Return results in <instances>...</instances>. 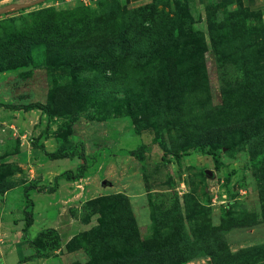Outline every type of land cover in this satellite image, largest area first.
<instances>
[{
  "label": "rangeland",
  "instance_id": "rangeland-1",
  "mask_svg": "<svg viewBox=\"0 0 264 264\" xmlns=\"http://www.w3.org/2000/svg\"><path fill=\"white\" fill-rule=\"evenodd\" d=\"M15 1L0 3V264H264V7Z\"/></svg>",
  "mask_w": 264,
  "mask_h": 264
},
{
  "label": "trees",
  "instance_id": "trees-1",
  "mask_svg": "<svg viewBox=\"0 0 264 264\" xmlns=\"http://www.w3.org/2000/svg\"><path fill=\"white\" fill-rule=\"evenodd\" d=\"M130 1H138V0H130ZM246 9H248V8H246ZM248 10H250V9H248ZM250 11H252V10H250ZM5 106H7V105H5ZM34 145H35V147L42 149L50 158H53V159L65 158L68 156L69 157L76 156L75 151H70L69 153H66L64 148H58L54 151L49 152V151L45 150V146L43 144L35 143ZM205 147H206L205 145H202V148H205ZM206 151L209 154L216 156V151L212 147H207ZM172 154L177 156V157H180L183 153H181L179 151H173ZM79 156H81V155H79ZM216 160H217V162H219V159L217 157H216ZM75 177H76V175H72V174L66 175V179H68V180H73ZM56 187H57V185H54V186H51V187L46 189V187L41 186L38 188V191L39 192H45L47 190L48 192H54L56 190ZM28 202L32 203V200L28 199ZM32 224H33V214L31 211L27 210L25 212L24 231H27V229H29V227ZM15 244H16L18 251H20L25 246H33L32 240L28 237V235L26 233L23 234L22 231H17L16 236H15ZM34 256L35 255H28V256L20 255L19 262H26V261L30 260L31 258H33Z\"/></svg>",
  "mask_w": 264,
  "mask_h": 264
},
{
  "label": "crops",
  "instance_id": "crops-1",
  "mask_svg": "<svg viewBox=\"0 0 264 264\" xmlns=\"http://www.w3.org/2000/svg\"><path fill=\"white\" fill-rule=\"evenodd\" d=\"M39 1L41 2L42 0H39ZM53 1L54 0H49L48 2H53ZM68 1L69 0H62L61 2H68ZM138 1H142V0H138ZM199 1L202 3H205V4L215 2V3L221 4V5L230 6V7L231 6L235 7V6L240 5L244 8H248L252 11H257L264 6V0H199ZM1 2L3 3L4 0H0V3ZM11 2L12 3H10L11 4L10 6L16 7V4H18V2H20V1L17 2L15 0H11ZM20 4H24V3H20ZM5 6H8V5H5ZM10 6H8V8Z\"/></svg>",
  "mask_w": 264,
  "mask_h": 264
}]
</instances>
